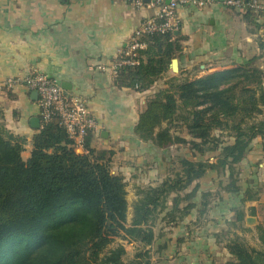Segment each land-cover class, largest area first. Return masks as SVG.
I'll use <instances>...</instances> for the list:
<instances>
[{"label":"crops","instance_id":"obj_1","mask_svg":"<svg viewBox=\"0 0 264 264\" xmlns=\"http://www.w3.org/2000/svg\"><path fill=\"white\" fill-rule=\"evenodd\" d=\"M223 1L177 9L173 39L181 44L174 57L178 71L171 68L172 58L164 76L139 90L120 85L112 64L156 8H137L124 0H0V123L27 138L23 155L29 157L37 131L31 119L40 114L38 96L24 85L9 88L3 83L36 69L55 77L67 95L87 100L98 123L91 145L114 151V171L124 170L121 174L136 189L159 184L185 157L184 144L160 147L140 138L135 127L148 100L168 86L170 76L194 79L250 63L262 70L264 86V11L229 8ZM238 166L239 191L219 186L215 169L184 191L198 184L195 206L176 221L162 217L154 228L155 239L148 246L154 264H222L232 259L227 245L233 234L264 224V137L253 140Z\"/></svg>","mask_w":264,"mask_h":264},{"label":"trees","instance_id":"obj_2","mask_svg":"<svg viewBox=\"0 0 264 264\" xmlns=\"http://www.w3.org/2000/svg\"><path fill=\"white\" fill-rule=\"evenodd\" d=\"M145 39L148 47L141 52L140 63L115 76L120 85L148 88L165 74L181 48L173 31ZM168 82L140 114L135 127L139 137L160 147L179 142L198 153H204L206 145L220 151L216 161L182 158L181 172L155 186L138 188L130 221L125 177L112 171L113 150L91 145L93 132L78 152L57 119L42 122L25 158L27 138L0 123V264H152L148 246L171 194L176 195L166 216L176 221L195 206L197 185L191 192L179 193L208 170H228L231 185L223 188L240 190L238 165L253 140L264 137L262 70L248 63L194 79L172 76ZM178 122L186 125L191 140L174 133ZM163 123L167 125L162 127ZM223 132L232 138L225 145L220 141ZM202 197L206 205L210 193ZM183 201L187 204L181 207ZM120 235L142 244L144 251L126 261L123 243L111 247ZM227 246L232 259L222 264H264V247L257 249L239 238Z\"/></svg>","mask_w":264,"mask_h":264},{"label":"built area","instance_id":"obj_3","mask_svg":"<svg viewBox=\"0 0 264 264\" xmlns=\"http://www.w3.org/2000/svg\"><path fill=\"white\" fill-rule=\"evenodd\" d=\"M137 8H156L153 15L147 16L134 30L126 46L118 53L112 64V72L116 76L121 69L140 63L141 52L148 47L145 37L153 34H164L174 31L179 25L177 9L180 6L196 5L204 7L214 0H124ZM229 8H251L264 11L262 0H224ZM4 86L13 88L24 85L38 94L40 120L48 122L57 119L73 139L77 150H84L87 136L97 126V120L92 115L87 100L82 96L67 95L60 82L53 76L38 71L29 70L23 76L9 77ZM81 151V152H82Z\"/></svg>","mask_w":264,"mask_h":264},{"label":"rangeland","instance_id":"obj_4","mask_svg":"<svg viewBox=\"0 0 264 264\" xmlns=\"http://www.w3.org/2000/svg\"><path fill=\"white\" fill-rule=\"evenodd\" d=\"M170 77H172V76H170ZM174 77L177 78V80H184L178 75H174ZM169 78H168V81H169ZM2 112L3 111L0 108V119L2 118ZM173 131H174V133L178 132L179 135H183L184 137H186V139L191 140L192 136L189 134V131H188V129L184 123H180V122L175 123L174 127H173ZM217 133H219V132H217ZM223 134L224 135L221 137L220 141H224L222 145H225V143H228L229 141H231L232 138L226 136V132H223ZM183 144H184V148H185V157L190 158L194 161H208L211 159L216 161V158H217L218 153L220 151L218 149L217 150H208L207 147L209 145H206L205 146L206 151L204 153H198L196 150L191 148L190 144H188V143H183ZM193 154L195 157L193 156ZM181 160L182 159H179L178 165L172 169V174H176V172H181V169H182L181 168ZM112 171H113V173H117V171H114L113 166H112ZM122 171H124V170L119 169L118 174H121ZM216 171L218 173L219 186L223 187L225 185H231V178H229V176H228V173H229L228 170L217 169ZM126 176H127V174H126ZM233 178H234V175H233ZM125 180H126V178H125ZM126 182H127V190H128L127 198H128L129 203H130L128 220L130 221L131 217H132V204L138 198V195H137L138 188H141L142 186H139L136 189V186L134 184H131V182H129L127 180H126ZM184 193L185 192H182V194L181 193H179V194L184 195ZM175 195L176 194L173 193L170 195V197L167 198V208L159 213L158 218L155 221L154 228L161 224V222L163 220L162 217H165L168 209L172 207V201H173V197ZM182 203H186V201H183ZM262 236H264V224L260 225V227L257 228V230H255V231H246V232L241 233V234H238L236 232L235 234H233L231 239L239 238L252 247H255L257 249H262L264 247ZM119 243H123L126 246L127 254L124 257V259L126 261L133 259L136 255V253H138L139 251H144V247L142 244H140L138 242H134V241H128L127 239H124L121 235L115 237V240L111 244V247H113ZM148 249H151V248H148ZM150 251H151L150 255L152 258V256H153L152 255V249ZM151 262H152V264L155 263L152 260H151Z\"/></svg>","mask_w":264,"mask_h":264},{"label":"water","instance_id":"obj_5","mask_svg":"<svg viewBox=\"0 0 264 264\" xmlns=\"http://www.w3.org/2000/svg\"><path fill=\"white\" fill-rule=\"evenodd\" d=\"M171 68L173 71H178V60L176 58H174L171 62ZM37 96L38 94L36 92H34ZM31 123H32V127L34 129H39L40 125H41V120L40 117H33L31 119ZM78 152H81L80 150H78ZM249 222H251V219H249Z\"/></svg>","mask_w":264,"mask_h":264}]
</instances>
